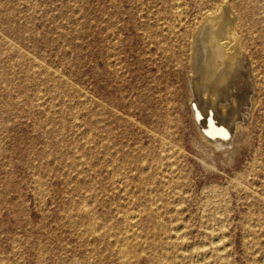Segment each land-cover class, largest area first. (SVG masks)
<instances>
[{
  "label": "rangeland",
  "instance_id": "374dc122",
  "mask_svg": "<svg viewBox=\"0 0 264 264\" xmlns=\"http://www.w3.org/2000/svg\"><path fill=\"white\" fill-rule=\"evenodd\" d=\"M175 1L0 0V264H264V0H229L258 55L226 153L170 56L205 1Z\"/></svg>",
  "mask_w": 264,
  "mask_h": 264
},
{
  "label": "bare ground",
  "instance_id": "6f19581e",
  "mask_svg": "<svg viewBox=\"0 0 264 264\" xmlns=\"http://www.w3.org/2000/svg\"><path fill=\"white\" fill-rule=\"evenodd\" d=\"M204 1L205 7L194 23L184 25L180 31L178 38L182 41L181 47L170 56L175 60L178 67L176 69L180 72L178 81L187 99L188 112L196 135L204 146L211 148V151L215 149L218 153H226L232 150L234 145L242 142V135H238L242 132L246 135L249 131L254 113L253 92L256 87L252 59L257 57L258 52L256 48H251L253 43L243 35V31L247 29V20L253 12L246 8L234 10L229 0ZM108 8L107 27L113 32L112 17H118L122 13L117 6L115 8L109 5ZM118 28L122 30L119 26ZM163 79L164 75L158 76L160 82ZM154 83L152 90H158L159 83L157 81ZM166 89L169 97L166 101L168 108L172 110L175 104L171 100L177 91L173 87L169 88V84L166 85ZM138 99L145 106L152 105L144 95H138ZM160 117L166 119L167 115Z\"/></svg>",
  "mask_w": 264,
  "mask_h": 264
}]
</instances>
